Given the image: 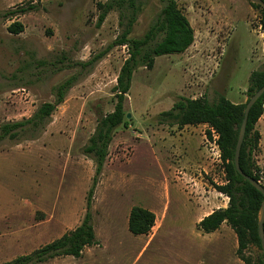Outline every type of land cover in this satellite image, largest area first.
I'll return each instance as SVG.
<instances>
[{
  "label": "rangeland",
  "instance_id": "obj_1",
  "mask_svg": "<svg viewBox=\"0 0 264 264\" xmlns=\"http://www.w3.org/2000/svg\"><path fill=\"white\" fill-rule=\"evenodd\" d=\"M174 1L193 43L155 57L151 69L134 70L122 101L126 124L114 131L93 181L95 165L84 148L114 109L116 78L129 57L127 45L116 41L142 38L166 0H0V127L54 103L58 86L69 81L46 126L0 140V264L75 229L87 204L97 244L78 258L39 264H243L229 226L208 234L197 226L228 205L219 191L227 177L217 136L207 124L178 126L174 106L211 107L221 98L246 103L251 76L264 70V3ZM105 5L112 7L104 12ZM14 22L21 33L7 30ZM257 102L261 114L244 160L262 184L264 94ZM134 207L155 216L147 235L128 231ZM244 253L252 260L261 255L251 245Z\"/></svg>",
  "mask_w": 264,
  "mask_h": 264
},
{
  "label": "trees",
  "instance_id": "obj_2",
  "mask_svg": "<svg viewBox=\"0 0 264 264\" xmlns=\"http://www.w3.org/2000/svg\"><path fill=\"white\" fill-rule=\"evenodd\" d=\"M130 2L132 0H129ZM264 3V0H259ZM100 6V4H99ZM112 5H105L104 12L111 9ZM31 9V8H28ZM24 11V10H23ZM104 12L99 16V22L103 20ZM261 26L264 31V9L260 13ZM7 30L12 34L23 31L20 23L14 22ZM129 34V31H127ZM161 34L160 40L155 42ZM193 43V32L186 18L177 8L174 0H166L156 22L140 39H131L128 42L124 38L116 41V45H127L129 57L122 64L116 78V104L111 113L107 114L100 122L96 137L84 148V152L91 156L95 165V175L100 173L104 159L107 155V147L114 131L122 124L125 116L122 110L123 97L130 88L131 76L138 67L151 69L154 58L164 55L180 54L187 50ZM251 86L248 93H254L264 85V70L251 76ZM69 81L57 88V99L54 103L42 104L34 114L23 121L3 124L0 127V140L14 141L19 131L29 128L36 133L49 122V117L55 108L62 102L64 92L68 89ZM244 105L232 104L221 98L213 106H207L197 101H178L174 109L178 110V126L207 124L216 136V145L220 152V159L224 166L227 184L219 191L228 197L226 208L214 210L203 217L197 224L203 233H213L225 223L234 232L237 239L236 255L243 264H264V253L261 250L260 240L257 236V212L262 203V195L255 190L246 180L237 174L233 164L234 148L238 130L243 118ZM261 110L259 102L250 109L247 117L245 135L240 149L239 166L247 176L260 181L253 168H249L244 160V146L247 137L257 122ZM210 137V133H207ZM35 135H31L30 138ZM264 186V181L262 183ZM87 211L80 223L72 231L60 238L42 246L28 256L18 257L9 264H39L57 257H80L86 247L96 245L91 219ZM155 216L152 212L134 207L128 217V231L133 235H147L154 226ZM264 230V224H263ZM251 245L261 251V255L252 260L244 251Z\"/></svg>",
  "mask_w": 264,
  "mask_h": 264
},
{
  "label": "water",
  "instance_id": "obj_3",
  "mask_svg": "<svg viewBox=\"0 0 264 264\" xmlns=\"http://www.w3.org/2000/svg\"><path fill=\"white\" fill-rule=\"evenodd\" d=\"M264 94V85L256 90L246 101L243 111V118L238 130L237 140L234 148V157H233V164L235 171L238 175H240L244 180H246L255 190H257L263 197L262 203L257 212V236L260 240L261 250L264 253V186L260 184V182L256 181L255 179L247 176L244 174L239 166V155L241 145L243 143L244 135H245V128L247 124V117L250 109L252 106L257 102V100ZM129 118V115H126V119Z\"/></svg>",
  "mask_w": 264,
  "mask_h": 264
}]
</instances>
